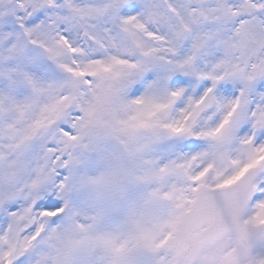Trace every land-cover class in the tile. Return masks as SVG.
Here are the masks:
<instances>
[{
  "label": "snow or ice",
  "instance_id": "obj_1",
  "mask_svg": "<svg viewBox=\"0 0 264 264\" xmlns=\"http://www.w3.org/2000/svg\"><path fill=\"white\" fill-rule=\"evenodd\" d=\"M0 264H264V0H0Z\"/></svg>",
  "mask_w": 264,
  "mask_h": 264
}]
</instances>
